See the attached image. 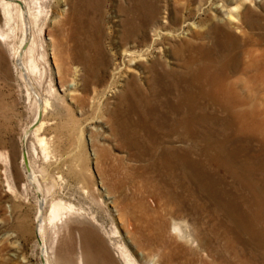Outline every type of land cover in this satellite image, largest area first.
Listing matches in <instances>:
<instances>
[{"label": "rangeland", "instance_id": "obj_1", "mask_svg": "<svg viewBox=\"0 0 264 264\" xmlns=\"http://www.w3.org/2000/svg\"><path fill=\"white\" fill-rule=\"evenodd\" d=\"M26 1L33 10L39 6L43 9L40 24L44 25V29L39 35L36 28L34 45V55L42 70V75L38 74L33 77V92L38 96L36 100L45 97L52 102V108L44 116L47 126L43 133L49 142L51 158H44L36 137L31 135L36 123L37 107L27 93L26 87L29 82L15 68L12 60L13 50L10 48L11 51H9L0 45V264H45L43 247L39 243L36 230L38 195L32 187L24 188L27 167L22 162L23 154H28V158L31 156L36 175L44 191L48 194L51 190L52 193L48 194V198H51V194L55 191L54 195L58 198L93 214L98 221L94 228L79 225L76 219L69 221V229L82 230L81 242L77 240L74 232L71 233V237L69 236L68 228L64 227L55 234L46 226L44 240L51 264H79L78 256L82 248L87 264H122L118 259L117 250L111 245V239L107 235L116 230L119 233H113L112 240L126 245L135 256L138 255L140 264H162L157 255L158 248L146 244L147 236L157 234L156 228L161 222L159 219L161 217L166 222L165 231L167 232L164 234L167 239L173 237V219L189 224L192 230L200 225L197 229L200 228L199 230L203 233L202 237L206 238L207 235H204L216 227H214V222L209 221L208 218L212 213V205L208 204L207 198L195 196L196 198H192L193 201L189 198L184 201V196L188 197L189 194L187 191H182L185 190V186L180 185L179 192L181 197L183 196V201L180 203L181 213H174L173 208L170 207L175 208L176 202L175 204L170 202L169 205L165 200V203L164 200L157 198L152 185L144 188L141 184L143 175L136 168L151 161L153 156H144L127 148L118 134L122 121L131 118L127 111L128 106L122 105L119 101L127 80L131 78L130 74L133 72L141 76L142 82L140 83L143 85L144 76L147 75L145 67L153 62L160 47L169 66L181 68L180 59L170 53V42L167 39L160 41L156 50L145 55L140 65L128 64V59H124L122 54L121 45L126 14L130 9L136 11L131 14L133 21L137 23L138 14L145 13L146 7H151L152 4L156 6L157 19L149 24L146 33L147 42L145 43H151L158 33L156 31L162 34L170 32L164 29L165 21L173 15L180 0ZM244 1L247 0H239V2ZM251 1L248 0L247 5L250 10L253 9L250 11H253L252 16L246 13L245 6L242 7L239 11L243 13L242 17H245L241 22L243 25L234 22L240 27L230 28L233 32H239L238 36L240 31L258 32L247 26L246 19L252 17L256 19L257 14L261 15L259 19L264 18V0ZM233 11L236 17L240 13L238 10ZM57 13L61 16L57 17ZM198 15L186 23V25L190 24V34L187 35V30H189L187 27L179 34L177 33V42L190 39L194 33L207 29L206 24H201ZM231 27L234 26L231 25ZM16 28L17 37L16 40L14 39V44L20 46L23 33L22 25L18 21ZM133 47V44L128 45L129 49L133 50ZM244 49L243 53L242 49H238V52L242 54L238 59L233 57L235 50L231 49L226 52L227 58L229 57L226 59V67H220L215 73L214 80L204 89V91L207 90L208 95L197 96L194 102L208 104L209 110L213 112L218 108V104L214 105L211 102H223V104L226 102L225 107L227 102L232 103L231 105L236 103L237 98L232 96L234 93L231 86L233 88L238 86L236 90L239 93L248 92L246 87L244 89L241 87L248 84V76L242 72L243 62L249 55L246 52L252 49L257 50L261 55L264 44H249ZM115 54H118L117 59H115ZM101 57L106 60L107 65L101 68L99 77L94 79V72L98 68V61ZM28 58L30 59L29 54L26 55V60L29 61ZM180 85L182 88L185 87L184 89L188 88L186 83L180 82ZM144 88L149 91L148 86L145 85ZM257 92L262 99L259 102H244L245 105L242 108L247 111H257L260 116L261 129L256 131V129L248 128L250 133L248 139L250 140L244 138L243 142L238 141L233 131L229 135L232 138L230 142L232 145L224 137L222 141L231 147L235 144V149H239L240 145L245 143L247 152L250 151L251 155L256 152L260 161L263 162L264 147L257 139L260 136L264 138V90L257 89ZM180 93L179 90L176 95H164L160 99L152 98L149 101L177 102ZM221 111L222 108L220 109L222 114ZM156 116L163 117L161 119L164 120L175 117L165 103L159 107ZM164 143L163 145H168L167 147L171 144V146L183 147L178 139L166 138ZM36 146L39 150L38 157L33 153V148ZM227 181L228 184H233L230 178ZM52 183L55 185L53 191L49 185ZM248 197L251 198V195ZM261 203L264 205V200ZM202 204L209 208L200 211L193 207ZM63 237L64 246H62ZM69 241H73L71 244L73 250L67 247V244H70ZM202 248L201 251L204 250V252L199 251L197 256L203 261H215L207 243ZM178 261L174 259L171 263L177 264Z\"/></svg>", "mask_w": 264, "mask_h": 264}, {"label": "bare ground", "instance_id": "obj_2", "mask_svg": "<svg viewBox=\"0 0 264 264\" xmlns=\"http://www.w3.org/2000/svg\"><path fill=\"white\" fill-rule=\"evenodd\" d=\"M133 1L136 2V0ZM179 2L173 15L168 18V21H165L164 29L170 30V32L162 34L156 31L158 33L151 43H145L147 42L146 33L149 24L154 23L157 19L158 9L156 6L152 4L151 7H146L145 13L138 14L139 21L137 23L133 21L131 14L136 11L130 9L126 14L121 45L122 54L124 59H128V64L140 65L143 63L145 55L156 50L160 41L167 39L170 42V53L180 59L181 68L170 67L160 47L156 58L152 59L153 62L145 67L147 75L144 76V84L148 86L149 91H146L145 85L140 83L142 82L141 76L133 72L130 74L131 78L127 80L119 101L122 105L128 106V110H126L131 118L122 121L120 127L118 126V134L127 148L144 156H153L151 161L136 168L143 175L141 184L144 185V188L152 185L157 198L166 200L168 204L176 202L175 208L170 207L176 214L177 212L181 213L180 203L183 201V196L181 197L179 192L180 185L185 186V190L182 191H187L189 194L188 197L184 196V201L189 199L193 201L192 198L195 196H205L208 204L212 205V213L208 214L209 221H213L214 227H216L212 231L209 230L210 232L204 235H207L205 238L202 237L203 233L199 230L200 228L197 229L200 225L192 230L189 224L173 219V237L167 239L164 234L167 232L165 231L166 222L161 217L159 218L161 222L156 228L157 234L147 236L146 244L158 248L157 255L162 264H172L174 259L179 260L177 264H264V205L261 203L264 200V161H260L256 152L252 155L249 150L247 152L245 143H241L243 145H240L239 149H235V144L231 147L222 141L224 137L230 143L232 138L229 135L234 131L237 140L243 142V139L247 140L250 135L248 128L256 129V131L261 129L260 116L257 111H247L242 107L245 105L244 102H259L262 99L257 89L264 90V50L261 55L257 50L249 49L246 52L249 55L243 62L242 72L248 76V84L241 87L242 89L246 87L248 92L246 91V94L239 93L236 90L239 88L238 86H236L237 88L231 86L234 93L232 96L237 98L234 105L227 102L225 107L226 102L224 104L223 102H211L214 105L218 104V108L211 112L208 104L194 102V98L197 96L208 95L207 90L204 91V89L214 80L216 71L222 66L226 67V59L229 58L226 56L228 50H235L234 56H232L238 59L239 55H242L238 52L240 49L243 50H241L243 53L245 52L244 48L249 44H264V18L259 19L261 15L257 14L256 19L253 17L246 19L247 26L252 30H258V32L240 31L238 36L239 32H233L230 28H239L242 24L244 16L242 17L243 13L239 11L242 7L245 6L244 10L248 11L246 13H250L249 16H252L253 11H250L253 9L248 8V0L244 2H239V0H180ZM251 3L253 2L251 1ZM133 6L132 4V9H134ZM233 10L240 12L237 14L238 19L234 16ZM42 13V6L33 10L26 0H0L2 19L0 22V45L9 51H11L10 48L13 50L12 60L15 68L29 82L26 87L27 93L37 107L36 123L31 135L36 137L44 158L49 159L51 150L43 133L47 126L44 116L52 108V102L45 97L36 100L38 96L33 92V77L38 74L42 75V70L34 55L35 30L37 28L41 35L44 29V25L40 24ZM197 14H199L198 19L201 24H206L207 29L194 33L190 39L177 42V33L179 34L185 27L189 28L187 35L190 34V24L186 25V23L195 18ZM60 16L61 14L57 13V17ZM17 21L21 23L23 33L22 40L19 41L20 46L14 44V39L17 37ZM234 22H239L240 25H236ZM129 44H133V50L128 48ZM27 54L30 55L29 61L26 60ZM117 58L118 54H115V59ZM106 65V60L101 57L98 61V68L94 72V79L99 77L101 68H105ZM180 82L186 83L188 88H182ZM179 90L181 93L178 95L177 102L149 101L152 98L160 99L164 95H176ZM164 103L169 106L175 117L164 120L161 119L163 117L156 116L159 107ZM221 108L222 114L220 113ZM260 137L257 141L264 147V138ZM166 138L169 140L178 139L183 147L171 146L172 144L170 147L164 146ZM38 147L33 148L36 157L39 156ZM22 156V162L27 167L24 188L32 187L38 195L37 238L43 247L45 264H51L44 240L46 226L56 234L60 229L68 228V223L72 219L73 221L76 219V223L79 225L93 228L96 227L98 221L93 214H89L84 209L77 208L74 204L54 195L56 192L53 191L55 189L53 183L49 184L53 194H51V198H48V194L52 192L50 190L47 194L44 191L36 175L31 156L29 158L28 154ZM228 178L232 180L233 184H228ZM249 195L251 198L248 197ZM193 207L195 210L204 211L208 206L202 204ZM198 224L200 223L198 222ZM73 230L67 229L69 236L71 237V233L74 232L77 240L79 239L81 242L82 230ZM113 233L119 232L116 230ZM112 234L107 233L111 239V245L117 250L121 263L140 264V257L135 256L126 245L114 242ZM69 242L67 247L73 250V245H71L73 241ZM205 243L215 258L213 259L215 261L212 260L213 262L203 261L197 256ZM62 246H64V237ZM205 249L207 248L205 247ZM202 251L204 252V250ZM78 263H88L83 248L78 256Z\"/></svg>", "mask_w": 264, "mask_h": 264}]
</instances>
